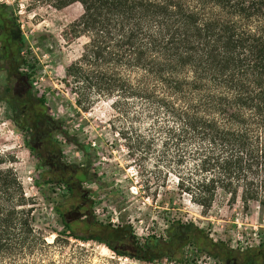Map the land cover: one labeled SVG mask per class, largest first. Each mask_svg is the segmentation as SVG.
Listing matches in <instances>:
<instances>
[{
    "label": "trees",
    "instance_id": "obj_1",
    "mask_svg": "<svg viewBox=\"0 0 264 264\" xmlns=\"http://www.w3.org/2000/svg\"><path fill=\"white\" fill-rule=\"evenodd\" d=\"M45 1L56 9L75 2L81 8L64 31L65 38H84L64 68V83L74 82L84 99L106 97L122 109L135 102L154 117L176 163L190 160L175 176L191 202L209 209L237 201L244 212L254 203L264 214V0ZM12 24L0 13V36L7 49L15 46L17 75L22 39ZM20 188L15 173L0 165V264H54L23 251L40 237L31 232L30 208L17 207ZM213 244L226 250L209 253L221 264H264V241L242 251ZM156 246L145 240L142 254L126 256L151 261Z\"/></svg>",
    "mask_w": 264,
    "mask_h": 264
},
{
    "label": "rangeland",
    "instance_id": "obj_2",
    "mask_svg": "<svg viewBox=\"0 0 264 264\" xmlns=\"http://www.w3.org/2000/svg\"><path fill=\"white\" fill-rule=\"evenodd\" d=\"M80 12L76 2L56 9L45 0H0V13L10 28L13 21L18 24L23 62L17 70L26 77L30 96L22 116L12 112L11 92L1 87L3 61L15 53V46L5 51L7 44L0 36V165L17 176L24 197L17 207L30 208L31 232L40 237L23 250L33 251L27 258L54 264H221L209 253L222 255L226 250L213 243L242 251L264 241V214L254 203L245 212L237 201L214 202L204 209L178 190L175 173L186 172L190 160L176 163L173 146L164 143L154 117L146 116L138 103L117 109L111 99H84L74 82H63L64 68L78 56L84 41L81 36L65 38L64 31ZM31 109L55 126L51 139L85 169L82 180L93 202L86 221L65 222L69 194L41 180L38 155L28 149L24 126L23 117ZM121 233L125 239L132 236L129 244L138 254L145 240L155 242L148 255L153 260L127 257L129 249L114 252L100 242ZM175 235L180 239L174 242Z\"/></svg>",
    "mask_w": 264,
    "mask_h": 264
},
{
    "label": "flooded vegetation",
    "instance_id": "obj_3",
    "mask_svg": "<svg viewBox=\"0 0 264 264\" xmlns=\"http://www.w3.org/2000/svg\"><path fill=\"white\" fill-rule=\"evenodd\" d=\"M2 38L3 41H5L4 35H2ZM7 43L8 40L5 41V45ZM6 47L7 46L4 48L5 51L7 50ZM3 56L4 55H2V57ZM3 70L5 80L3 87H1V91L11 92L9 98L11 110L13 113L22 116L26 108L29 107L28 98L30 96L25 82L26 77L21 71L18 72L19 74L14 75V62L12 61V56H9L8 59H4ZM23 118L24 126L28 129V145L31 150L36 151L40 168L43 172V174H40L41 180L45 178V182L56 183L62 188L61 192L69 194L71 198V208L63 213L65 222H73L82 218H86L83 219L86 221L91 214L89 207L92 202V196L90 195L88 185L82 180L83 174L85 173L83 165L67 158L64 151L56 146L51 139V133L55 126L43 117L41 113L31 109L30 113L26 116L24 115ZM131 239L132 236L130 234H128L125 239L123 233H121L117 239L111 236L105 237V241L118 252H125L121 251L123 249H129L128 252L131 253L140 252L131 249L129 244V240Z\"/></svg>",
    "mask_w": 264,
    "mask_h": 264
}]
</instances>
